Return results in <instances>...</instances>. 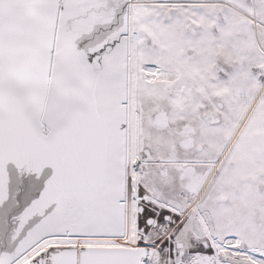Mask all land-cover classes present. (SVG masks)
Returning <instances> with one entry per match:
<instances>
[{"label":"snow or ice","instance_id":"obj_1","mask_svg":"<svg viewBox=\"0 0 264 264\" xmlns=\"http://www.w3.org/2000/svg\"><path fill=\"white\" fill-rule=\"evenodd\" d=\"M0 264H264V0H0Z\"/></svg>","mask_w":264,"mask_h":264}]
</instances>
